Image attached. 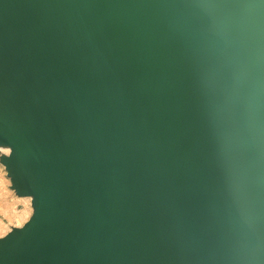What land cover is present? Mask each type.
<instances>
[{"label":"bare ground","instance_id":"1","mask_svg":"<svg viewBox=\"0 0 264 264\" xmlns=\"http://www.w3.org/2000/svg\"><path fill=\"white\" fill-rule=\"evenodd\" d=\"M199 3L0 0V161L7 167L11 187L31 204L28 194L44 184L48 188L44 202L53 201L50 186L57 177L62 182L74 181L77 174L80 179L92 177L99 156H86L85 163L79 165H64L67 147L80 146L82 150L90 146L118 155L119 161L128 160L134 168L133 154L138 150L145 180L158 187L152 197L159 191L163 217L174 200L173 190L165 187L170 169L162 170V164L153 162L143 146L152 152L169 146L173 129L174 139L186 136L185 153L191 144L192 154L198 157L200 139H208L206 160L211 165H218L219 160L227 177L224 185L213 181L207 189L214 190L218 198L227 190L231 200L226 207L231 208L230 216L204 225L206 229L218 228L219 223L228 228L217 240L214 233L213 245L201 256L205 258L200 264H264V205L259 206L261 193L257 188L264 177L251 172V167L259 170V166L264 171V123L257 120L260 129L248 132L237 116L239 127L231 116L237 115V106L234 110L220 88L225 63L230 64L236 80L254 74L256 82L248 87L244 100L250 113L257 108L264 113V0H220L222 5L216 4L209 15ZM183 88L191 105L181 95ZM251 90L256 103H251ZM173 107L179 114L176 118ZM185 112L196 118V137L189 135L193 120L182 118ZM137 118L141 139L135 149V134L131 132ZM259 133L262 138L258 139ZM7 139L15 149L4 145ZM211 148L220 152L212 159ZM231 151L240 153L234 161H227L225 156ZM257 157L263 161L255 165ZM58 163L61 168L53 175ZM122 166L114 168L110 183L120 187L117 198L124 197L115 210L130 220L131 193L135 194L131 184L134 190L136 183ZM229 166L234 174L231 179ZM142 194L139 215L144 214ZM151 205L153 210L157 206ZM168 222L164 216L161 230ZM228 233L232 235L226 239ZM29 234L0 244V264L42 263L38 250L44 234L38 226ZM146 239H155L153 227L148 228ZM205 245L200 242L203 251Z\"/></svg>","mask_w":264,"mask_h":264},{"label":"water","instance_id":"2","mask_svg":"<svg viewBox=\"0 0 264 264\" xmlns=\"http://www.w3.org/2000/svg\"><path fill=\"white\" fill-rule=\"evenodd\" d=\"M199 1L201 2L199 3L200 8L203 10L205 8V15L212 13L216 4L222 5V3H218L220 0H214L213 3H209L208 0ZM225 10L226 13L229 12L226 6ZM229 34L232 35V33ZM223 51L226 52L224 49ZM223 66L226 75H221L220 88L223 90V95L232 102L234 110L237 106V115L233 117L234 114H231L232 120L240 127L237 116L241 117L242 124L248 132H251L252 129L259 130L261 124L264 123V113L258 108L250 113L249 106L244 100L248 87H252V82H256V77L250 73L253 77L236 80L231 75L230 64L225 63ZM181 92L185 102L190 104L188 92L184 88ZM212 93H216V91L212 90ZM253 93V90L249 91V97L252 98L251 103H256L254 101L256 96ZM193 95L192 93L189 97ZM173 109V117L176 118L175 116L179 114H177L175 107ZM174 118L173 120H175ZM182 118H186L188 121L193 120L189 126L191 130L189 135L196 137L193 133L199 131V126L196 124L195 116L191 117L188 112H185ZM128 127L129 125L126 127L127 130ZM244 128L241 130L243 131ZM171 132L172 142H168L169 146L165 145L164 148L158 150L153 149V152L150 147L143 146L153 162L162 164L160 166L162 170L170 169L169 183L165 187L173 190L174 200L164 215L169 218L170 222L162 230V218L164 216H160V193L158 191V196L152 197L154 190L157 191L158 187L153 182L150 184L149 181L145 180V174L140 165L143 159H141L138 150H135L133 154L137 163L134 168L128 163V160L119 161L118 155L101 152L95 148L89 149L90 146H86L82 150L80 146H73L67 147L68 155L64 165L75 163L79 165L85 163L84 157L86 156H99L95 160L97 167L94 169L92 177L80 179L81 175L77 174L73 177L74 181L64 179L62 182V179L59 181L58 177L53 179V185L50 188L54 191V199L57 192L58 195L55 200L49 202H44V190L48 189L46 184L41 186L42 188L39 185L35 192L28 194L31 197L32 207L30 216L22 226L12 227L10 231L0 237V244L11 238H17V236H26L34 232L38 226L39 233L42 236L44 234L38 250V259L42 260V263L39 264H110L114 260L122 262V264H200L201 260L205 258L201 256H205L204 254L213 245L211 239L214 238V233H216L215 239L217 240L218 237L220 238L222 234L224 236L227 232L228 227L219 223L216 224L219 229L217 227L206 229L204 226L230 216L228 214L231 207H226V203L231 200H228L231 198L229 192L227 190L221 192L222 197L218 198L214 195V190L207 189V186H211L213 181L218 182L219 185H224L227 176L223 175L219 160L217 161L218 165L208 164L205 154V149L210 144L208 139H200L198 147L201 153L197 157L192 154L191 144L185 153L187 143L183 144V142L186 140V136L183 139V135H178V139H174L173 129ZM131 133L135 134V149H138V141L141 139V136L138 135V118L136 128ZM122 134H118V137L121 138ZM259 137L262 138L260 133L257 138L259 139ZM4 143V145L12 146L15 149V145L10 139ZM210 152L211 159L220 154L219 150L215 152L213 148ZM239 153L240 151H231L225 157L227 161H234ZM165 160L167 163L163 165ZM262 161L257 157L255 165L256 163L261 164ZM121 164H124L129 177L133 178L136 183L134 190L135 186L133 183L131 184V192H135V194L131 193L133 218L130 220H125L115 210L120 207L124 197L117 198L120 187L116 184L114 187L110 183L111 173L114 168L122 166ZM255 165L252 164V166ZM60 166L58 163L53 170L54 172L51 173L56 175L58 169L61 168ZM251 168V172L257 171L258 174L260 173L259 177H264L261 166H259V170L254 167ZM228 174L230 179L234 176L231 172V166L228 168ZM220 179L222 180L220 181ZM167 180L165 177V181ZM257 188L262 198H260L261 204L259 206L263 207L264 183H259ZM144 190L145 193L142 194ZM230 192L234 199V192ZM140 194L144 198V214L141 215L138 214ZM238 199L240 198H236V200ZM152 203L157 204L156 209L154 208L155 211L152 209ZM175 212H177L176 215ZM262 212L264 213V211ZM180 222L182 224H176ZM125 225L127 226L125 227ZM149 227H153L155 239H146ZM231 235L228 233L226 239ZM130 236L131 239L129 240ZM200 242H206L204 251ZM124 249L126 250L124 251ZM120 255L122 257H119Z\"/></svg>","mask_w":264,"mask_h":264},{"label":"rangeland","instance_id":"3","mask_svg":"<svg viewBox=\"0 0 264 264\" xmlns=\"http://www.w3.org/2000/svg\"><path fill=\"white\" fill-rule=\"evenodd\" d=\"M3 163L0 161V236L10 231L13 226H22L32 211L29 200L18 195L15 187H11L13 185Z\"/></svg>","mask_w":264,"mask_h":264}]
</instances>
